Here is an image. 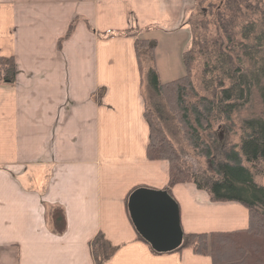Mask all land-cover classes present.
<instances>
[{
  "label": "crops",
  "instance_id": "1",
  "mask_svg": "<svg viewBox=\"0 0 264 264\" xmlns=\"http://www.w3.org/2000/svg\"><path fill=\"white\" fill-rule=\"evenodd\" d=\"M192 10L193 0H0V55L17 65L14 82L0 81V264H98L100 231L117 245L101 264H213L190 245L153 250L127 199L168 187L170 161L147 153L144 69L136 34L122 31L159 42L190 31ZM171 193L185 233L249 226L244 203L192 180Z\"/></svg>",
  "mask_w": 264,
  "mask_h": 264
},
{
  "label": "trees",
  "instance_id": "2",
  "mask_svg": "<svg viewBox=\"0 0 264 264\" xmlns=\"http://www.w3.org/2000/svg\"><path fill=\"white\" fill-rule=\"evenodd\" d=\"M261 1H209L211 8L216 6V10L212 11L211 14L216 15L219 20L217 29L220 31L221 24L223 23L226 36L230 40V42L226 43L228 44L226 49H229L231 53L227 55H240L235 52V49L231 45L232 31L234 30L231 22H234V18L238 16L241 17L240 33L245 38H249V42L245 45L246 55H257V52H262V55H264V49H261L263 51H259V48H262L264 44V36H262V32H264V19L262 23L260 21L261 18L260 20H253L251 15L246 16L243 13L245 10L253 13V9L259 6L258 4ZM207 11H203L202 20L205 19V16L210 15V12ZM263 13L264 6L261 7V17ZM223 16H229L228 21L230 23L228 21L223 22ZM192 20L193 11L187 16V22L190 27V31H188L190 37L188 36V38H191L189 40L190 42L194 38V43L197 45L200 34L197 33L196 25ZM257 23H261L262 26L256 29L255 26ZM72 27L73 23L67 32H70ZM143 30L144 32L128 28L122 32L136 34V47L139 54V61L141 68L144 69L146 66L145 71L148 70V75L152 80L150 82L152 84V93L154 95L162 94L164 96L189 144L195 149H198L199 153L210 157L212 155V146L202 139L200 129L210 121L216 103L208 95H200L197 100L189 99V94L194 88L191 57L188 56L192 51V47L184 51V73L178 77L163 81L160 78V73L155 62L156 37H151L148 34L146 36L145 29ZM217 35L215 46L219 50L221 46L220 32ZM201 39L199 38V40ZM223 44H225L224 41ZM232 50L234 53H232ZM144 51L150 54V64L146 63L143 65L144 59L142 58V52ZM231 59L232 56L227 59V63H230ZM231 72L232 70H230ZM263 74L264 71L259 74V77ZM16 75L17 65L14 56L0 55V81L6 83L14 82ZM231 75L233 78L236 77L233 73ZM241 76H243L240 79L242 82H245L243 81L244 79H248L246 72H243ZM237 85L235 84L227 88L224 95L227 98L230 96L233 97L236 94L235 88ZM261 96L263 103L262 114L256 118L247 120L246 125L249 128L246 129L243 135L241 149H230L223 161L214 162L212 168L204 169L203 171L190 169L185 162L183 163L181 161V154L167 134L159 116H155L154 112L148 109V107L145 110L151 131L147 153L151 158H166L170 161V179L168 187H166L170 192L171 186L176 182L192 180L199 187L206 188L213 199L239 200L249 208V226L246 228L185 233V240L182 245H190L199 253H209L212 257L213 264H264V185L256 180V171L254 170L259 162L264 161V84L261 86ZM155 103H160L157 101L154 102L155 112H159ZM132 191L127 197L128 200ZM52 218L55 228L62 230L66 223L64 209L62 207H55L52 211ZM139 236L146 240L140 233ZM91 248L95 261L101 264L115 253L117 245L113 244L100 231L92 239ZM152 249L155 250L154 248Z\"/></svg>",
  "mask_w": 264,
  "mask_h": 264
},
{
  "label": "rangeland",
  "instance_id": "3",
  "mask_svg": "<svg viewBox=\"0 0 264 264\" xmlns=\"http://www.w3.org/2000/svg\"><path fill=\"white\" fill-rule=\"evenodd\" d=\"M209 1L193 0L192 21L196 25L197 33L200 34L197 45L194 43V38L192 42L187 41L189 33L186 30L173 34L159 33V42L157 41L155 48V62L163 81L178 77L185 71L184 51L192 47L188 56L191 57L194 88L189 94V99L197 100L200 95H208L216 103L210 121L200 129L202 139L212 146V155L207 157L199 153L198 149L192 147L186 140L164 96L152 93V84L150 83L152 80L148 75V70L145 71L146 66L144 68L145 84L143 88L148 109H151L155 116H159L167 134L181 154V161L185 162L190 169L202 171L212 168L214 162L223 161L230 149L240 150L243 135L249 128L246 125L247 120L260 116L263 111L261 86L264 84V74L260 77L259 74L264 71V55L262 52H257V55H246L245 45L249 42V38H245L240 33L241 17L239 16L234 18V22H231L234 26L231 45L235 52L240 55H227L231 53L229 49H226L228 46L226 43L230 40L226 36L222 21L221 30L217 29L219 20L216 15L211 14L212 11L216 10V6L213 7L214 9L211 8ZM217 1L220 2V0ZM258 5L253 9V13L248 10L243 13L246 16L251 15L253 20H260L261 18L260 21L263 23L264 13L261 17L260 11L261 7L264 6V0ZM206 10L210 12V15L205 16V19L202 20V13ZM228 17L223 16V22L228 21ZM261 26V23H257L255 28ZM218 32L221 35L219 50L215 46ZM262 36H264V32H262ZM199 38L202 39L199 40ZM259 49V51H263L261 49H264V44ZM142 53L143 65L148 64L150 62L149 52L144 51ZM232 53H234L233 50ZM230 56L232 59L230 63H227ZM230 70H232L231 73ZM243 72H246L248 78L243 80L245 82L240 80L243 77L241 76ZM232 73L236 75L235 78L231 75ZM247 81L248 83H246ZM235 84H238L235 88L236 94L227 98L224 95L225 90ZM155 101L160 103H155L159 112H155ZM254 170L256 171V180L264 185V161L259 162Z\"/></svg>",
  "mask_w": 264,
  "mask_h": 264
},
{
  "label": "water",
  "instance_id": "4",
  "mask_svg": "<svg viewBox=\"0 0 264 264\" xmlns=\"http://www.w3.org/2000/svg\"><path fill=\"white\" fill-rule=\"evenodd\" d=\"M137 231L156 251H171L182 246L185 231L180 206L167 188L139 186L128 201Z\"/></svg>",
  "mask_w": 264,
  "mask_h": 264
}]
</instances>
